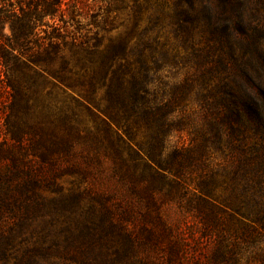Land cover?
<instances>
[{
    "label": "trees",
    "instance_id": "obj_1",
    "mask_svg": "<svg viewBox=\"0 0 264 264\" xmlns=\"http://www.w3.org/2000/svg\"><path fill=\"white\" fill-rule=\"evenodd\" d=\"M127 8L128 36L104 44ZM150 64L187 74L160 89ZM174 189L264 227V0H0V264H143L140 201Z\"/></svg>",
    "mask_w": 264,
    "mask_h": 264
},
{
    "label": "rangeland",
    "instance_id": "obj_2",
    "mask_svg": "<svg viewBox=\"0 0 264 264\" xmlns=\"http://www.w3.org/2000/svg\"><path fill=\"white\" fill-rule=\"evenodd\" d=\"M131 16L132 11L129 8L113 12L114 29L111 32H105L97 28L100 32L99 37L104 39L103 43H108L107 39L110 36L116 38L118 34H121L122 38L127 37L133 27ZM78 20L79 23H76L73 27L78 28L80 32L82 31V35L93 38L96 30L91 24L92 19L79 17ZM46 21L48 22L49 19ZM144 24L145 22L142 25L144 26ZM140 33L139 27L138 31L130 36L133 42L138 39ZM5 34H11L8 26L5 28ZM75 51L78 50L71 48L69 45L64 49V52L74 63L77 59L87 56L84 51ZM128 52L130 51L128 50ZM129 56L135 57L133 55ZM149 67L152 72L153 85L160 87V89H164L163 87L166 85L172 86L175 82L185 79L187 74L186 67H160L156 64H150ZM133 68L140 70L139 65ZM84 87L88 88V85L79 86L78 89H85ZM163 96H165V91L159 90L157 97L162 98ZM98 98L103 100L104 105L105 97L102 91H99ZM187 103L188 106L192 105L190 109L195 111L196 114L200 112L196 102L191 100ZM179 108L175 109L176 112ZM79 120L85 125L91 126L93 124L91 123L92 119L84 113H79ZM139 139L145 150L150 147V132L145 124L141 125ZM182 144H188L187 134H174L170 138L167 154H170L174 147H179ZM166 159H169V157H166ZM141 169L140 185L143 184L146 188L151 189V186L155 183L151 176L143 173ZM200 172L198 169L195 173L188 175V178L193 181V178L201 176ZM109 184L115 188L113 182L109 181ZM192 185L194 184H191V187ZM166 187L158 193L168 194L170 188L169 186ZM171 192L172 198L164 196L162 202L155 203V201H151L147 192V196L142 198V202L140 201V217L145 218L147 223L143 242L140 243V257L143 259V264H180L179 260L188 262V264H264V227L247 220H237L225 213H216L209 206L199 205L197 198L189 189L183 191L184 197L181 200L176 199L175 194L177 195V192L175 189ZM169 199H172L173 202L167 203L166 201ZM161 219L163 221L167 220V227ZM150 228H153L151 235L149 233Z\"/></svg>",
    "mask_w": 264,
    "mask_h": 264
}]
</instances>
